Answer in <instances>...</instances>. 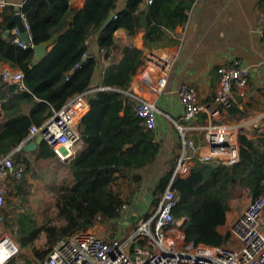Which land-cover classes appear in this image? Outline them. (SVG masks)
<instances>
[{"label": "trees", "instance_id": "16d2710c", "mask_svg": "<svg viewBox=\"0 0 264 264\" xmlns=\"http://www.w3.org/2000/svg\"><path fill=\"white\" fill-rule=\"evenodd\" d=\"M72 1L28 0L23 6L34 46L52 42L40 61H36L34 48L20 47L14 36L7 34L8 24L16 14L13 7L0 21V64L23 72L27 88L22 91L0 77V101L4 102L0 158L19 148L27 141L32 127L42 126L77 96L87 94L90 105L83 119L85 148L67 164L73 180L56 196L55 222H47L28 237L23 236V247L31 248L39 233H45V249L33 248L36 262L43 261L60 241L86 232L97 223L121 225L119 210L134 203L143 186L142 172L157 162L163 143L136 115L138 102L129 95L146 56L133 45H120L114 34L124 30L134 36L142 31L145 46L152 50L174 45L175 32L187 24L195 3L153 0L148 4L147 0H129L118 11L120 0H88L79 10L71 7ZM258 5L264 9V0H258ZM111 14L116 18L103 29ZM14 27L10 26V31ZM96 39L98 57L90 54L91 43ZM103 60L108 62L98 84L103 89L93 91ZM227 110L237 121L247 115L235 103ZM239 143L238 164L229 167L196 157L191 173L173 182L172 189L179 198L173 213L177 219L187 220L188 244L221 247L230 242V233L221 234L219 228L227 222L235 187L246 189L253 199L264 196V136L254 139L241 133ZM34 155L33 160H21V155L15 153V168L29 169L33 161L57 157L45 142ZM175 166V162L170 164L153 190L156 208L171 184ZM127 175L131 176V184L125 194L116 190L115 184Z\"/></svg>", "mask_w": 264, "mask_h": 264}, {"label": "built area", "instance_id": "2783aa9c", "mask_svg": "<svg viewBox=\"0 0 264 264\" xmlns=\"http://www.w3.org/2000/svg\"><path fill=\"white\" fill-rule=\"evenodd\" d=\"M147 3L152 4L153 0H147ZM9 6L10 0H0V13ZM22 8L17 7L16 14L21 15L32 39L30 25ZM10 33L20 47H34L33 42L27 44L22 40L16 26ZM261 38L264 46V28L261 30ZM171 68L172 61L167 57L151 54L145 57L136 75L142 76L141 80L154 93L161 94L167 85ZM219 71L221 84L212 104L201 103L197 87L189 84L180 86L179 98L187 120L201 114L211 119L218 118L220 107L229 109L236 95H245L249 69L241 61L234 60ZM0 77L10 85H18L22 91L27 89L24 73L19 70L5 68L0 71ZM134 98L138 102L135 106L136 115L147 129L156 131L159 115L157 106L148 100ZM89 111L87 94L77 96L67 104V108L55 112L42 126L32 127L27 141L42 136L62 162L70 163L84 144L83 119ZM180 130L183 149L171 184L151 218L140 220L138 217L137 228L127 239L115 237L106 240L89 230L76 233L57 243L43 261L31 264H264V196L252 198L242 215L230 227V236L237 241V248L226 245L194 246L186 242V219H177L173 213L179 204V198L172 189L173 182L191 173V162L196 157L201 161H215L229 167L238 164L240 143L236 130L225 124L211 123L205 128L206 148L201 152L194 141L185 138V130L181 127ZM24 172L23 167L15 168L11 155L0 158V225L6 219L8 196L12 187H15L14 184L10 186L11 181L22 180ZM129 209L130 206L125 205L119 210L120 224L124 223ZM20 252V246L11 237L0 236V264H19Z\"/></svg>", "mask_w": 264, "mask_h": 264}, {"label": "crops", "instance_id": "0c3cea01", "mask_svg": "<svg viewBox=\"0 0 264 264\" xmlns=\"http://www.w3.org/2000/svg\"><path fill=\"white\" fill-rule=\"evenodd\" d=\"M10 1L11 6L4 10L3 16L0 17L1 22L5 15L10 14L11 7L17 11V7L24 6L28 0ZM87 1L73 0L71 7L76 10L82 9ZM128 1L120 0L118 11H122ZM263 28L264 9L259 7L258 0H195L187 24L178 27L175 32L176 43L174 45L152 50L145 46L142 31L134 36H129L124 30L115 32L114 35L120 45H133L143 51L146 57L158 54L172 61L169 79L161 94L154 93L152 88L141 80L140 75L134 77L129 93L131 96L148 100L157 106L159 110L158 129L155 132L158 141L163 143L157 162L142 172L143 186L135 196L134 202L144 206L159 179L169 170L170 164L175 162L177 165L181 149H183L180 127L185 130V138L194 141L201 152H204L206 148L205 128L211 123L225 124L236 130L238 136L241 133H246L248 137L254 139L264 136V46L261 38ZM90 54L99 56L97 39L91 43ZM118 59H121V56ZM234 60L241 61L249 69V83L245 95L243 97L236 95L234 102L240 110L247 111V115L237 121L231 116L229 110L220 107L218 118L211 119L201 114L193 125L189 124L179 98L180 86L189 84L197 87L201 103L212 104L221 84L219 70ZM107 65L108 62L103 60L101 67L97 70L93 81V91L103 89L98 87V84L100 74ZM5 68H10V66L0 64V71ZM3 103L0 101V127H2L4 117ZM178 138L181 140L179 141ZM39 146L32 151L15 150L9 155L13 156L18 153L22 157L21 160L23 158L33 160L34 151ZM84 148L85 143L79 148L78 153ZM191 163L193 167L195 159ZM61 164L68 168L69 163L61 161ZM23 168L26 171V168ZM130 179L131 176L128 175L126 178L119 179L121 185H124V182L128 185V189L123 191L125 194L129 193ZM13 181L17 183L15 180L11 183ZM232 209L231 206L226 224L219 228L221 234L230 231V227L240 217L236 218Z\"/></svg>", "mask_w": 264, "mask_h": 264}, {"label": "rangeland", "instance_id": "374dc122", "mask_svg": "<svg viewBox=\"0 0 264 264\" xmlns=\"http://www.w3.org/2000/svg\"><path fill=\"white\" fill-rule=\"evenodd\" d=\"M72 180V174L68 168L62 166L58 157H53L38 162L33 161L31 167L24 172L23 179L18 180L20 183L17 182L14 184L15 187H12L6 206V219L0 225V236H9L20 246L19 264L38 263L34 258L33 248L37 250L45 249V233H39L31 248L23 247V236L28 237L31 232L47 222H55L56 196L60 188L71 185ZM121 184V182L115 184V189L122 192L128 189L125 182L124 185ZM152 194L140 211V220L151 218L155 212L156 205L153 202ZM233 196L231 206L237 218L245 211L252 197L246 189L240 186L233 189ZM136 228L137 223L131 227L123 228L122 224L118 225L112 222L109 224L97 223L89 231L106 240L113 239V236L127 239L129 235L135 232ZM227 233H230L229 230ZM226 246L237 248L239 245L236 240L231 238Z\"/></svg>", "mask_w": 264, "mask_h": 264}, {"label": "water", "instance_id": "95a60500", "mask_svg": "<svg viewBox=\"0 0 264 264\" xmlns=\"http://www.w3.org/2000/svg\"><path fill=\"white\" fill-rule=\"evenodd\" d=\"M115 15L111 14L105 24V26L103 27V29H105L107 26H109L110 24H112V22L114 21ZM15 25L21 34V38L22 40L27 43V44H31L33 41L32 39H30V34L26 28V25L21 17L20 14H16L13 19L11 20V22L8 24L7 27V34L10 33V26ZM52 45V42H48V43H43L41 45L38 46H34V50H35V58L36 61H40L41 59H43L45 57V55L47 54V48L50 47ZM65 108H67V105L65 106ZM198 120V117H191L189 118L187 121L189 124L193 125L196 121ZM42 143H44L43 137L38 135L35 139V141L29 142L26 141L25 143H23L19 148V151L22 149L24 151H32L35 148H37L39 145H41ZM143 205H141L140 203L134 202L131 206L130 209L128 211V214L124 220V223L122 224L123 228H128L131 227L132 225H134L139 217L140 211L142 210ZM184 224H187V220L184 221Z\"/></svg>", "mask_w": 264, "mask_h": 264}]
</instances>
